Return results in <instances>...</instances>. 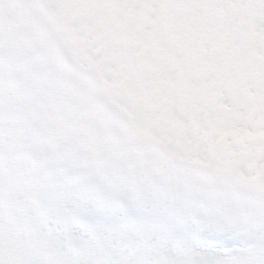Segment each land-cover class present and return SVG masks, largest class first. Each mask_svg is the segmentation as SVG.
<instances>
[{
  "label": "snow or ice",
  "instance_id": "snow-or-ice-1",
  "mask_svg": "<svg viewBox=\"0 0 264 264\" xmlns=\"http://www.w3.org/2000/svg\"><path fill=\"white\" fill-rule=\"evenodd\" d=\"M114 5L118 31L76 18L24 60L0 20V264H264V0Z\"/></svg>",
  "mask_w": 264,
  "mask_h": 264
},
{
  "label": "rangeland",
  "instance_id": "rangeland-1",
  "mask_svg": "<svg viewBox=\"0 0 264 264\" xmlns=\"http://www.w3.org/2000/svg\"><path fill=\"white\" fill-rule=\"evenodd\" d=\"M39 3L38 0H36ZM55 15L58 26L70 27L73 19L93 20L110 27L114 32L119 29L116 19L120 9L114 0H45ZM135 15L134 11L128 13ZM0 20L9 25L11 40L10 54L18 59L28 58L36 46L54 50L56 38L51 33L50 16L43 8L22 10L12 6V0H0ZM30 30V31H29ZM58 33V32H56ZM0 51L3 48L0 47ZM66 85L77 88L82 98L91 106L94 120L119 136L135 133L134 116L119 105L109 103L108 94L96 87L87 78L73 75L70 68L65 69ZM22 81L23 76L21 74ZM23 87V85H21ZM143 139L142 134H137ZM132 137L129 136V139Z\"/></svg>",
  "mask_w": 264,
  "mask_h": 264
},
{
  "label": "bare ground",
  "instance_id": "bare-ground-1",
  "mask_svg": "<svg viewBox=\"0 0 264 264\" xmlns=\"http://www.w3.org/2000/svg\"><path fill=\"white\" fill-rule=\"evenodd\" d=\"M43 4H44V5H47V4L45 3V1H43ZM46 8L49 9L48 6H47ZM49 29H50L51 33H53V35H54V34H55V28H54V22H53L52 20H50V26H49Z\"/></svg>",
  "mask_w": 264,
  "mask_h": 264
},
{
  "label": "water",
  "instance_id": "water-1",
  "mask_svg": "<svg viewBox=\"0 0 264 264\" xmlns=\"http://www.w3.org/2000/svg\"><path fill=\"white\" fill-rule=\"evenodd\" d=\"M40 2H41V4H42V0H39ZM52 15V14H51ZM52 19H53V21H55V18H54V16L52 15Z\"/></svg>",
  "mask_w": 264,
  "mask_h": 264
}]
</instances>
